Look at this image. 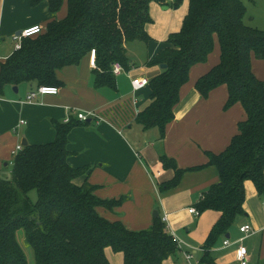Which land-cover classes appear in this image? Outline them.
I'll return each instance as SVG.
<instances>
[{"label":"trees","instance_id":"1","mask_svg":"<svg viewBox=\"0 0 264 264\" xmlns=\"http://www.w3.org/2000/svg\"><path fill=\"white\" fill-rule=\"evenodd\" d=\"M46 1L51 18L45 30L25 38L0 67V98L7 86H60L57 71L79 65L96 52L95 88L118 92L113 64L131 70L127 45L151 37L152 3L178 9L184 0H67V14L59 19L65 0H31L32 7ZM247 8L242 0H189L181 30L171 34L168 46L150 65H167L150 81L149 105L135 119L144 131L157 129L163 140L174 120L182 87L189 82L191 69L208 61L218 41L220 63L196 83L204 98L220 86L229 91L225 109L236 104L247 119L239 133L220 154L207 153L208 163L187 170L161 157L163 167L174 178L160 184V192L177 188L187 172L215 167L220 182L203 194L195 208L221 213L206 241L200 264H215L210 249L229 234L245 214V182L252 181L264 196V82L256 77L252 59L264 60V31L246 24ZM87 122L75 118L54 122L56 139L44 145H28L14 156L12 179L0 177V264H29L19 231L33 249L36 264H111L106 250L122 254L124 264H164L180 249L163 218H155L145 230H129L121 221H110L98 209L112 210L126 202L102 200L96 187L74 180L88 168L75 169L68 163L69 135ZM36 191L33 201L30 193Z\"/></svg>","mask_w":264,"mask_h":264},{"label":"crops","instance_id":"2","mask_svg":"<svg viewBox=\"0 0 264 264\" xmlns=\"http://www.w3.org/2000/svg\"><path fill=\"white\" fill-rule=\"evenodd\" d=\"M66 11L67 0L61 14L65 15ZM186 15L187 11L182 19ZM50 18L46 1L32 7L31 0H0V67L15 52L14 35L37 25L45 30ZM170 19L168 27L157 36L159 41L151 38L145 43L148 52L142 66L131 59L127 45L131 70L117 77L118 92L95 88L93 71L96 67L91 64L90 56L79 65L57 71V80L61 83L58 95L40 96L28 102L27 95L35 87L22 84L16 93L13 86H7L4 97L0 98V170L13 162L14 151L24 141L28 145L54 142L53 123H66L70 116L76 119L73 109L95 112L101 120H90L69 135V165L89 169L74 183L81 186L88 181L96 187L95 194L102 200L127 198L119 207L98 211L110 221H121L129 230L150 228L157 218L156 213L161 218L167 216L169 227L186 245L164 264H189L185 258V252L189 251L200 264L207 251L206 241L221 213L207 211L195 216L189 209L220 182L219 172L215 167L187 172L177 188L160 192V184L171 181L175 175L174 170L163 167L161 157L173 159L182 170L206 165L207 153L225 151L239 133V124L247 119V114L241 104L225 109L229 97L225 85L213 90L208 98L202 97L196 89L197 81L220 63L221 50L216 41L208 61L191 69L189 82L181 89L174 120L167 126L164 139L160 140L157 129L144 131L135 122L136 116L149 105L152 92L148 87L135 93L132 81L138 78L151 81L162 73L161 66L149 63L168 46L169 36L180 31L178 25L176 31L174 29L173 15ZM151 29L150 24L147 25L150 37H156ZM252 68L256 77L264 82V60L253 57ZM21 121L26 123L21 125ZM245 191V214L237 219L229 234L210 249L215 264H237L240 244L248 249L249 264H264V196L259 195L252 181L245 182ZM244 224H250L254 234L239 243L243 237L240 227ZM226 240L231 243L228 247L224 246ZM106 255L111 264H124L123 255L111 248L106 250Z\"/></svg>","mask_w":264,"mask_h":264},{"label":"rangeland","instance_id":"3","mask_svg":"<svg viewBox=\"0 0 264 264\" xmlns=\"http://www.w3.org/2000/svg\"><path fill=\"white\" fill-rule=\"evenodd\" d=\"M244 5L247 8V16L245 18V22L247 25L257 28L264 31V0H242ZM189 0H184L182 5L178 8H171L166 9L164 6L160 4L152 3L151 4V17L152 23H150L151 30L154 31L156 37H151L154 42L159 41L160 39L157 38L158 35L162 34L163 31L168 27L171 21V15L174 18V29L176 31V26L178 27L177 30H181L184 22V14L188 12ZM66 7V6H65ZM62 13V10L60 14ZM59 14V15H60ZM61 14L59 18L66 16ZM180 28V29H179ZM132 43V44H131ZM129 43L128 52L131 59L138 64V66H142L144 63V57L146 56L148 50L145 46V43L142 41H135ZM27 88V87H26ZM25 88V89H26ZM12 170H13V163H8V166L2 167L0 170V177L3 179L10 180L12 179ZM30 196L33 201H37L38 195L36 191L30 193ZM18 240L20 244L23 246L28 263L29 264H36L35 255L33 249L28 245L26 242L25 234L23 231H19L18 233Z\"/></svg>","mask_w":264,"mask_h":264},{"label":"built area","instance_id":"4","mask_svg":"<svg viewBox=\"0 0 264 264\" xmlns=\"http://www.w3.org/2000/svg\"><path fill=\"white\" fill-rule=\"evenodd\" d=\"M43 31H44V28L40 25H37V26L30 27L22 31L21 34L19 35L18 34L14 35L13 36V40L15 43L14 50L19 51L22 48V43L25 38H33L35 36L40 35ZM90 62L94 67H96V52L95 51H92L90 54ZM112 72L116 77H118L125 73V69L121 63L116 62L115 64H113ZM149 86H150V80L147 78H138L132 81V87L135 93L142 91L143 89H146ZM59 92H60V89L56 86H40L36 88L35 90L31 91L27 95V101L34 102L40 96L58 95ZM72 113L73 115L76 116V119L81 122H88L90 120H96V121L101 120V117L95 112H85V111L73 109ZM70 119H71V116L67 118L66 122H69ZM25 123H26L25 121H21V125ZM24 148L25 147L22 144H19L16 150L14 151L13 155L16 156L18 153L22 152ZM189 212L195 216H200L199 211L195 207L190 208ZM163 221L166 223L168 231L175 238L179 249L183 250L186 244L180 238H178L177 235H175V233L169 227L167 216L163 218ZM240 233L243 235V237L239 239L238 241L239 243L243 242L246 238L254 234V230L250 224H244L240 227ZM230 245L231 243L229 240H226L224 242L225 247H228ZM185 258L189 264H198L195 261V255L191 251L185 252ZM237 264H249L248 249L242 244L239 245L238 250H237Z\"/></svg>","mask_w":264,"mask_h":264},{"label":"water","instance_id":"5","mask_svg":"<svg viewBox=\"0 0 264 264\" xmlns=\"http://www.w3.org/2000/svg\"><path fill=\"white\" fill-rule=\"evenodd\" d=\"M165 8L167 9L168 7H165ZM19 34H21V32H19L18 35H19ZM166 68H167V65H161V69H162V70H164V69H166ZM14 91L17 93V92L19 91L18 87H15V88H14ZM23 146H24V147H27V146H28L27 141H24V142H23ZM154 216H155V217H158L159 215L156 213V214H154Z\"/></svg>","mask_w":264,"mask_h":264}]
</instances>
